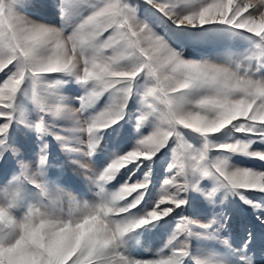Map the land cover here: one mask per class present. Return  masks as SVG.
I'll list each match as a JSON object with an SVG mask.
<instances>
[{
	"label": "snow or ice",
	"instance_id": "obj_1",
	"mask_svg": "<svg viewBox=\"0 0 264 264\" xmlns=\"http://www.w3.org/2000/svg\"><path fill=\"white\" fill-rule=\"evenodd\" d=\"M144 3L177 26L209 23L234 26L259 37L261 43L252 53L229 56L221 62L196 61L184 58L155 25L138 18L127 0H59L63 22L71 17L74 8L86 9L78 18L80 22L67 31L64 23L60 27L44 24L0 0V70L13 62L16 64L15 71L0 86V120L11 119L16 93L28 74L33 78L37 107L65 114L66 110L59 104L41 103L38 88L43 83L42 74H72L76 80L91 85L79 98L81 108L67 113L73 118L106 90L116 94L109 106L84 120L86 128L78 129L87 132L90 155L98 143L97 131L122 119L131 83L143 72L151 83L141 94L144 109L137 116V126L151 117L155 120L153 130L139 139L133 150L113 158L98 173V181H111L129 163L153 157L175 136L184 152L179 163L168 165L177 174L164 181L162 200L170 197L172 205H183L185 201L178 194L185 191L190 172L214 176L220 186H230L234 191H264V172L229 166L226 156L210 159L208 154L209 147H214L221 152L248 154L264 160V152L249 151L250 141L211 145L208 140L211 134L229 125L237 131L258 133L259 139L264 140V78L257 77L253 68L264 57V0L256 4L246 0H144ZM257 13L259 21L255 18ZM109 30L111 34L102 39L101 33ZM125 59H130L127 66L122 64ZM177 126L199 133L204 138L203 145L197 148L188 143ZM8 127L7 122L0 123V136ZM35 128L46 130L43 117L35 122ZM17 151L13 149L14 153ZM46 159L47 153L42 148L35 171L28 164H20L24 179L35 184L41 196L21 219L17 220L11 212L20 195L17 178L3 189L0 264H182L181 258L188 255L186 241L173 247L170 254H158L155 259L130 258L117 250V242L126 233L171 211L165 208L162 213L152 210L142 216L132 214L148 183L147 173L142 181L131 184L125 181L115 192H105L100 183L94 202H76L73 206L69 196L65 210L55 202L48 203L49 191L39 179ZM132 193L137 195L126 200ZM241 199L245 198L241 196ZM190 223L193 221L182 216L177 230L187 232ZM211 223L214 221L204 227ZM175 239L173 236L164 247ZM196 264L219 262L197 259Z\"/></svg>",
	"mask_w": 264,
	"mask_h": 264
},
{
	"label": "rangeland",
	"instance_id": "obj_2",
	"mask_svg": "<svg viewBox=\"0 0 264 264\" xmlns=\"http://www.w3.org/2000/svg\"><path fill=\"white\" fill-rule=\"evenodd\" d=\"M6 2L16 11L44 24L60 27L64 23L65 31L78 24L79 16L86 13V9L76 7L71 17L63 22L58 7L59 0ZM246 2L256 4L258 0ZM127 3L135 9L138 18L146 19L157 27L158 32L165 34L184 58L221 62L229 56L252 53L261 43L259 37L234 26L219 23L195 27L177 26L151 5L145 4L144 0H127ZM255 18L259 21L258 13ZM110 34V30L104 31L101 38L107 39ZM129 63L130 59L122 61L125 66ZM15 67L13 62L0 70V86H3V81L15 71ZM253 68L257 77L264 78V57H261L260 62L255 63ZM40 79L43 82L38 88L40 102L59 104L66 113L56 114L37 107L33 98V78L28 74L16 93L11 119L0 120V123L9 124L6 133L0 136V140H3L0 144V198L3 189L14 177L17 178L20 195L11 209L17 220L23 217L30 205L41 199L39 188L24 179L20 164H28L30 169L35 171L38 167V156L43 148L47 159L45 165L40 168L43 175L39 179L49 191L48 203L55 202L65 210L69 204V196L73 199V206L76 202H94L98 198L100 183H103L105 192H115L125 181L129 184L142 181L147 173L148 183L143 189L140 203L132 210V214L142 216L152 210L162 213L165 208H170L171 211L168 215L150 221L121 237L117 242V250L121 254L141 260L155 259L158 254H170L173 247L179 246L181 241H186L188 255L181 258L182 264H196L197 259L217 261L219 264H248L249 261L251 264H264V191H234L230 186H220L214 176L203 177L198 172H190L185 191L178 194V198L184 199L185 203L177 207L171 204L170 197L162 200L164 181L171 180L177 174V171L168 165L179 163L184 152L182 144L175 140V136L153 157L129 163L121 168L111 181H98V173L113 158L133 150L136 142L150 135L153 130L155 120L151 117L144 124L137 126V116L144 109L141 94L151 83L145 73L141 72L132 81L122 119L97 131L98 143L90 155L87 154V132L78 129L81 126L86 128L84 120L109 106L116 94L112 90H106L73 118L67 113L81 108L79 98L91 86L90 83L78 81L74 75L68 73L42 74ZM41 117L46 130L37 131L35 122ZM77 121L80 123L77 124ZM177 131L194 147H201L204 143V138L199 133L181 126H177ZM208 140L211 145L237 140L250 141L249 151L264 152V140L259 139L258 133L237 131L232 125L211 134ZM13 149L18 151L14 153ZM208 154L210 159L226 156L229 166L264 172V160L252 155L221 152L214 147H209ZM81 165L87 167L81 168ZM135 195L137 193H132L125 199L130 201ZM241 196L245 199H241ZM246 200L251 203L245 202ZM182 216L193 221L188 225V231L183 233L177 230ZM210 221L214 223L204 227L209 225ZM173 236L176 239L172 240L168 247H164ZM223 240L228 243H222Z\"/></svg>",
	"mask_w": 264,
	"mask_h": 264
}]
</instances>
